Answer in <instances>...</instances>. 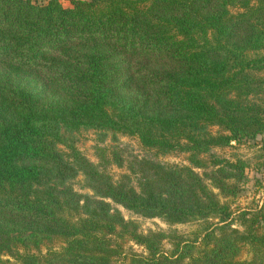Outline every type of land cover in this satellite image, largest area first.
Returning a JSON list of instances; mask_svg holds the SVG:
<instances>
[{"label": "trees", "instance_id": "16d2710c", "mask_svg": "<svg viewBox=\"0 0 264 264\" xmlns=\"http://www.w3.org/2000/svg\"><path fill=\"white\" fill-rule=\"evenodd\" d=\"M70 2L0 0V264H264V204L231 226L248 164L210 152L264 131V0ZM89 129L192 165L114 180L76 147ZM107 200L205 225L143 233Z\"/></svg>", "mask_w": 264, "mask_h": 264}, {"label": "rangeland", "instance_id": "374dc122", "mask_svg": "<svg viewBox=\"0 0 264 264\" xmlns=\"http://www.w3.org/2000/svg\"><path fill=\"white\" fill-rule=\"evenodd\" d=\"M35 3L43 4L48 0H32ZM65 7L71 5L70 0H59ZM209 130L212 133L219 131L218 126H211ZM76 147L80 153L89 161L93 162L99 170L108 173L114 180L118 179L122 174H128L130 183L137 186L138 176L134 171L137 168L138 160L144 158L163 164L174 165H192L189 162V154L184 152H172L169 154H159L154 150L145 149L140 145L134 137L121 134H107L102 136L100 132L95 130H81L73 135ZM99 148L104 149L103 152ZM211 153L219 157L234 160L241 158L247 162L245 167V179L238 195L230 203L232 212V227L242 229L236 217L240 211L253 210L264 204V131L257 135L254 139L245 140L233 146H218L210 150ZM204 157H207L205 154ZM199 174L209 171V168L194 167ZM73 189L79 193L92 194L93 192L86 187L85 177L83 173H78L76 177L69 182ZM218 192L217 189H214ZM111 206L117 208L125 219H131L138 224L139 230L143 233L149 231L162 230L164 232L176 231L179 234L187 236L191 230L202 227L204 222L198 223H178L168 224L160 217H147L135 213L120 204H116L111 200H107ZM216 219H210L208 222H215ZM168 239H164L161 244L163 251L170 248ZM125 248L127 251H135L144 253L142 246L129 241ZM45 251V248H43ZM8 258V256H4ZM11 264H16L14 259L10 258ZM127 258L120 256L114 258L111 264H127Z\"/></svg>", "mask_w": 264, "mask_h": 264}]
</instances>
